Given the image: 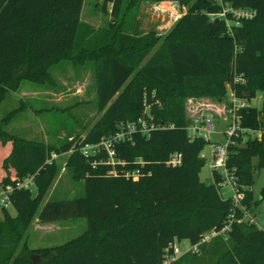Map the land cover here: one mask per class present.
<instances>
[{"label": "trees", "instance_id": "obj_1", "mask_svg": "<svg viewBox=\"0 0 264 264\" xmlns=\"http://www.w3.org/2000/svg\"><path fill=\"white\" fill-rule=\"evenodd\" d=\"M138 1L114 0L112 16L119 15V4L127 10ZM172 1L187 8L158 37L138 27L127 31L122 19L98 32L80 19L83 0H0V102L24 80L54 87L50 69L60 61L91 62L102 113L79 144L97 142L138 116L172 124L147 136L134 132L131 140L117 144L115 155L124 164L113 166L116 174L100 162L103 153L86 157L75 146L65 165L74 180L83 181L84 194L40 204L59 170L55 159L46 161L49 153L67 152L75 140L55 148L24 139L4 128L20 108L0 116V183L14 184L11 176L32 174L36 189L12 186V216L1 206L0 264H162L164 249L175 241L196 242L208 229L221 228L230 212L236 218L253 215L264 200V186L258 199L251 192L255 171L264 168V132L259 138L233 135L227 145L225 167L241 193L237 206L230 196L220 195V171L211 169V182L200 179L201 151L208 141L188 135L185 117L187 98L219 100L229 90L233 98L250 101L264 92V0H220V5L252 11L250 17L236 19V25L228 24L230 13L211 19L207 9L216 5L213 0ZM260 102L259 110L253 105L235 110L240 127L252 130L264 124L258 118L264 119V94ZM172 152L181 156L171 166L166 161ZM124 170H138V177H126ZM77 216L87 226L75 238L27 246L33 219L45 223ZM227 232L231 246L214 264H264L262 227L234 220ZM223 240L216 236L209 243ZM30 253L39 259L32 262Z\"/></svg>", "mask_w": 264, "mask_h": 264}, {"label": "rangeland", "instance_id": "obj_2", "mask_svg": "<svg viewBox=\"0 0 264 264\" xmlns=\"http://www.w3.org/2000/svg\"><path fill=\"white\" fill-rule=\"evenodd\" d=\"M114 0H83L80 18L83 22H89L96 31L106 29L108 22L122 19L123 25L127 31H132L134 27H138L141 33L154 31L158 37L165 35L172 27L174 22H169L164 13L156 12L153 8L154 2L139 0L130 8L123 9L120 5L118 16H112ZM218 4V3H216ZM220 5V4H219ZM182 14L187 7L183 6ZM122 12V15L120 14ZM70 67L69 61H61L51 67L50 74L54 77L56 85L50 87L48 85L38 86L30 81L24 80L17 90H8L7 94L0 102V116L5 115L13 108H20L11 119L4 125V128L12 134L24 139H32L43 142L46 145L58 148L69 140H75V145L81 141L80 139L90 130V128L99 119L102 110L97 107L96 91L93 75V65L88 63L81 67H76L73 72L66 75L58 74L60 67ZM82 70V72H81ZM79 78L82 80H79ZM63 80L64 82L62 83ZM81 91L84 89V95H73L77 83H81ZM54 94H53V93ZM83 92V91H82ZM227 90V94L218 101L214 98L205 97L200 100L203 103L196 109L197 104L185 101V117L187 126L193 123V119L200 115H208L214 120L215 131L210 135L211 141H224L225 137L222 131L227 129V125L232 122L228 116V108L231 106L232 98ZM263 92H257L255 97L251 98L250 105L255 106L258 110L261 105V97ZM60 97V100L56 99ZM240 99L233 100V107L238 106ZM224 113L227 118L217 117L218 113ZM234 135H241L243 139L252 137L251 131L244 128L236 129ZM4 150V147H3ZM6 151V150H4ZM3 151V152H4ZM210 151V143H205L201 151V155L205 158L204 165L201 167L199 174L203 182H211L210 164L212 161ZM70 151L59 152L56 163L59 166L57 175L47 187V191L40 204L45 200L73 199L84 194L83 181L81 179L74 180L71 169L65 165L67 155ZM0 154L2 150L0 148ZM12 170V169H11ZM10 170V172H12ZM264 186V168L255 171L253 175V185L251 192L253 199H258L260 190ZM221 196H227L230 193L228 186L220 189ZM7 212L12 216L15 210L10 204H6ZM253 215L256 216L257 227L264 229V200H260L255 206ZM3 210L0 206V218H2ZM248 216H246L247 218ZM87 223L84 217L77 216L75 218H63L61 220L41 223L33 219L26 233V244L30 248H42L45 246H54L62 244L69 239L75 238L78 234L86 229ZM207 242L206 247L199 248L198 252L188 253L189 255H180L175 264H214L221 254L228 250L231 243L228 240L222 242ZM186 240H182L179 247H185ZM39 259H35L36 261Z\"/></svg>", "mask_w": 264, "mask_h": 264}, {"label": "built area", "instance_id": "obj_3", "mask_svg": "<svg viewBox=\"0 0 264 264\" xmlns=\"http://www.w3.org/2000/svg\"><path fill=\"white\" fill-rule=\"evenodd\" d=\"M213 2L219 3L220 0H213ZM222 6V16L225 13H230L233 16L232 21H227L228 24H238V18H248L252 15V11L244 10L240 8L231 7L229 5H221ZM153 8L156 12L164 13L169 22H175L182 15V10L184 7H180L176 1L167 0V1H157L154 2ZM232 104L228 108V117L232 119V122L227 125V129L222 131V135H224V141H211V134L215 131L214 120L211 119L208 115H200L199 117L193 119V123L187 126L188 135L191 137L200 136L203 139L207 140L210 143V153H211V164L210 168L216 169L223 174L224 178L221 180L219 185V192L221 187L228 186L230 188V193L227 196H230L233 199V203L235 205H239V198L241 197V193L236 191L235 183L231 175L227 173V169L225 167V159L227 157V145L230 143L231 137L235 134L236 129H240L239 126V118L235 115V110L240 108H245L250 106V102L244 99H240L238 106L233 107V100L235 98L232 97ZM146 114V113H145ZM223 119L227 118V115H223ZM260 121H263L260 116L258 117ZM171 125H167L166 123H156L152 121V117L147 116H138L136 120L121 122L117 125V129L114 133L107 135V137H101L97 142L91 143H83L79 144L80 141L75 145L79 152L86 157L91 156H100L101 153L105 155V158L100 157V162L104 164H110L111 169L110 173L116 174L117 172L113 168L115 164L123 165V161L119 159L115 155V146L119 143H123V141L131 140V134L134 132H140L143 135H148L150 130H154L155 128H166L171 127ZM242 128V127H241ZM247 130V129H246ZM251 131L252 136L259 138L261 133L264 132V124H261L258 128L249 130ZM236 136V135H234ZM75 148V147H74ZM73 148V149H74ZM72 148L68 151H71ZM49 157L46 161L51 162L52 160L57 158L56 153L50 152ZM180 153L172 152V155L166 161L168 165H175L180 161ZM140 163V160H136ZM123 175L126 177H131L136 179L138 177V170H124ZM11 180H13L14 184H1L0 183V206H4L9 204V193L11 192L12 186L30 190L33 193L36 191L35 184L33 180V175L28 174L23 178H16L15 176H11ZM221 195V193H220ZM224 197V196H223ZM240 206V205H239ZM227 221L222 225L219 229H208L204 232L200 238L193 243H189L187 241V245L185 247H179L181 241H175L170 245V248H165L164 258L162 264H173L175 260L184 253H194L199 251V247L203 244H206L212 238L216 236L222 237L224 240L228 238V230L230 228V224L235 220L237 223L240 221H246L249 223H255L256 216L254 217L251 214L244 213L241 217L236 218L233 212H230L228 215ZM246 216H248L246 218Z\"/></svg>", "mask_w": 264, "mask_h": 264}, {"label": "crops", "instance_id": "obj_4", "mask_svg": "<svg viewBox=\"0 0 264 264\" xmlns=\"http://www.w3.org/2000/svg\"><path fill=\"white\" fill-rule=\"evenodd\" d=\"M222 6L221 5H219V4H216V5H212L210 8H208L207 9V13H208V15L211 17V19H216V17H222ZM81 19V18H80ZM85 23H89L88 21L87 22H85ZM90 24V23H89ZM61 62V61H60ZM60 62H58V63H60ZM58 63H56V64H58ZM89 63V62H88ZM88 63H86V64H88ZM71 64V63H70ZM86 64H80V65H73V64H71V66L70 67H65V66H62V67H60V69L58 70V74H60V75H66V77L67 78H69V74H67L69 71L70 72H73V71H76L75 70V68L76 67H81L82 68V70H83V68H84V66L86 65ZM55 66V65H54ZM73 70V71H72ZM82 70H81V72H82ZM68 71V72H67ZM52 76V75H51ZM54 78V77H53ZM79 80H82V78L80 79L79 78ZM62 81V83L64 82L63 80H61ZM81 82V81H80ZM81 84H82V82L81 83H77V88H75L74 89V91H73V93H70V96H73V95H84L85 94V92H84V89L81 91ZM37 85V84H36ZM38 86H40V85H38ZM41 87V86H40ZM53 93V92H52ZM54 94V93H53ZM230 94V93H229ZM263 94H264V92H263ZM231 95V94H230ZM202 98H205V97H202ZM202 98H187L186 100H187V102L189 101H191V100H194L193 102V104H197L198 106H196L195 108L196 109H198V107H200L201 105L203 106V103L202 102H200V100H202ZM57 100H60V97H58L57 99H56V101ZM218 101V100H217ZM186 103V102H185ZM223 115H224V113H218V115H217V117L219 118V117H223Z\"/></svg>", "mask_w": 264, "mask_h": 264}, {"label": "water", "instance_id": "obj_5", "mask_svg": "<svg viewBox=\"0 0 264 264\" xmlns=\"http://www.w3.org/2000/svg\"><path fill=\"white\" fill-rule=\"evenodd\" d=\"M37 258V254H34V253H30V259L32 262H36V259Z\"/></svg>", "mask_w": 264, "mask_h": 264}]
</instances>
